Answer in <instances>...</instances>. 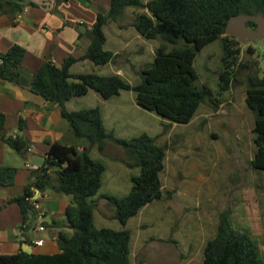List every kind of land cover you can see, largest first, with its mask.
Instances as JSON below:
<instances>
[{"label":"trees","instance_id":"1","mask_svg":"<svg viewBox=\"0 0 264 264\" xmlns=\"http://www.w3.org/2000/svg\"><path fill=\"white\" fill-rule=\"evenodd\" d=\"M110 1L108 16L97 17L93 26L94 40L83 60H89L96 66H105L116 60L117 55L105 50L104 27L109 21L123 18L127 8L142 10L132 21L137 33L145 40L159 39L162 45L155 52L154 61L140 71V83L137 85L129 84L119 75H73L71 68L77 62L73 58L67 59L59 68L48 62L34 75L33 92L48 103L58 105L73 136L84 140L87 146L78 151L73 146L60 143L51 145L47 165L35 172L34 182L27 185L24 194L13 203L21 208L26 219L33 222L34 216L30 211H33L31 199L34 190L44 192L51 188L53 178L49 172L53 171L57 192L72 198L65 215L74 233L70 238L60 236V253L56 255L21 252L0 256V264H137L132 257V235L126 227L129 220L147 206L171 197L162 182L167 151L157 143V138L146 133L132 138L115 137L106 130L98 107L68 112L66 103L89 92H95L103 100L132 92L137 105L157 115L164 124L188 125L201 105L212 101L207 87L195 86L198 79L194 67L196 57L205 47L224 36L226 71L220 80L224 84L223 90H228L232 77L229 66L238 51L229 44L231 37L225 36L227 25L232 17L239 15L264 17V0ZM21 10L18 2L0 0V12L3 14L12 16ZM247 27L256 25L250 22ZM168 45L172 47L170 50ZM24 57L25 50L17 45L0 54V78L18 84ZM246 105L255 115L256 152L251 168L264 173V78L257 75L249 78ZM5 123L6 117L0 113V140L17 152L26 151L27 144L22 138L5 137ZM108 141L124 150L127 156L124 163L128 169L139 170V175L131 178L132 188L127 196L118 198L107 194L99 197L114 208V218L122 227L120 230L97 228L94 223L97 206L92 199L102 188L106 166L92 159L90 154L95 147L99 153H104ZM16 173L15 169L0 168V185H13ZM203 264L264 263L260 259L258 243L250 235L233 228L229 213L225 212L220 217L215 236L204 246Z\"/></svg>","mask_w":264,"mask_h":264},{"label":"rangeland","instance_id":"2","mask_svg":"<svg viewBox=\"0 0 264 264\" xmlns=\"http://www.w3.org/2000/svg\"><path fill=\"white\" fill-rule=\"evenodd\" d=\"M132 11L139 14L142 10L128 8L121 23H129ZM117 26L105 28L109 39L114 38ZM133 31L137 33L134 28ZM144 41L132 40L129 45L130 64H124L123 78L131 85L140 83V71L154 61V53L162 45L159 39ZM230 41L238 54L229 66L232 77L228 90H223L220 80L226 71L224 36L205 47L195 59V86L207 87L212 101L201 105L190 124H164L154 113L141 109L132 92H123L107 104L106 112L111 113L120 105L114 115L119 120L116 117L106 121L108 131L115 137L132 138L146 133L157 138L167 151L162 182L171 197L147 206L126 227L132 235V257L137 264H203L204 246L215 236L225 212L229 213L233 228L258 243L264 263V173L251 168L256 152L255 115L246 105L249 78H264V40L240 43L231 37ZM133 50L139 53L130 55ZM94 65L96 69L88 72L104 76L116 72L109 65ZM117 66L118 62L113 68ZM89 100L85 98L81 103L87 108L98 106ZM101 155L97 150L92 155L107 167L100 193L127 196L132 188L131 178L139 175V170L122 165L127 156L111 141ZM98 201L96 227L120 230V223L113 217L114 208L106 200Z\"/></svg>","mask_w":264,"mask_h":264},{"label":"crops","instance_id":"3","mask_svg":"<svg viewBox=\"0 0 264 264\" xmlns=\"http://www.w3.org/2000/svg\"><path fill=\"white\" fill-rule=\"evenodd\" d=\"M5 1L18 2L22 10L12 16L0 12V54L7 53L11 47L17 45L25 50V57L19 69L18 84H11L0 78V113L6 117L5 137L22 138L27 144V149L17 152L0 140V168L17 170L13 185H0V256H13L27 251H31V254L53 256L60 253V236L70 238L74 233L65 215L72 198L57 192L53 171L49 172L53 178L51 188L44 192L34 190L33 198L38 209L31 203L33 211L30 214L34 216L33 222L25 218L21 208L13 201L24 194L25 187L34 182L35 172L42 168L31 162L33 157L45 158V165H47L51 145L60 143L81 151L87 143L73 136L58 105L48 103L41 95L33 92L32 81L34 75L46 63H53L59 68L69 58L77 60L71 68L73 75L89 74L96 69L92 67L94 65L92 62L83 58L94 40L93 26L97 17L108 16L111 1L68 0L61 3L57 0ZM127 10L128 8L125 12ZM134 13L135 11H132V19L127 24L121 23V18L118 21H109L104 27L105 50L118 56L115 63L105 65H109L116 71L110 75L124 77V64H130L128 49L131 41L145 42L139 33L133 31L132 21L137 14ZM111 24H118L112 40L105 32V28ZM129 32L133 33L127 36ZM138 53L133 50L130 55ZM116 62L118 66L113 68ZM79 69L82 70L77 72ZM95 74L104 76L98 72ZM120 96L114 98H120ZM81 98L67 102L66 110L74 112L91 109L92 107L87 108L88 106L81 103L85 98H90L89 102L98 105L93 107L101 110L103 124L108 131L106 121L115 120L117 116L114 115L118 112L120 105L116 108L117 111L115 109L111 113L109 110L106 112L107 104H110L109 102L114 98L103 100L95 92H89ZM100 104L102 107L99 106ZM95 150H97L96 147L92 149L91 157ZM103 156L99 157L103 159ZM122 165L126 166L123 162ZM105 173L102 188H104ZM102 195H107V192H99L98 196L92 199L97 207L100 203L98 199ZM39 213L45 217L46 227L43 232L35 230V218ZM37 241H42L43 245L35 246Z\"/></svg>","mask_w":264,"mask_h":264},{"label":"water","instance_id":"4","mask_svg":"<svg viewBox=\"0 0 264 264\" xmlns=\"http://www.w3.org/2000/svg\"><path fill=\"white\" fill-rule=\"evenodd\" d=\"M253 22L257 26V30H249L247 24ZM225 35L228 37H234L238 39L240 43L256 42L264 40V17L239 15L232 17L227 25ZM45 158L33 157L31 162L36 166L43 167L45 165ZM32 213V211H30ZM27 254H31V251H27Z\"/></svg>","mask_w":264,"mask_h":264},{"label":"built area","instance_id":"5","mask_svg":"<svg viewBox=\"0 0 264 264\" xmlns=\"http://www.w3.org/2000/svg\"><path fill=\"white\" fill-rule=\"evenodd\" d=\"M32 203H33V206L38 209V205L35 201L34 198L31 199ZM35 221H36V226H35V230L36 231H39V232H43L45 231V217L43 214L39 213L36 218H35ZM43 245V242L42 241H37L35 242V246L37 247H40Z\"/></svg>","mask_w":264,"mask_h":264},{"label":"flooded vegetation","instance_id":"6","mask_svg":"<svg viewBox=\"0 0 264 264\" xmlns=\"http://www.w3.org/2000/svg\"><path fill=\"white\" fill-rule=\"evenodd\" d=\"M250 29H252L253 31H255V30H257V26L256 27H253V28H250Z\"/></svg>","mask_w":264,"mask_h":264}]
</instances>
